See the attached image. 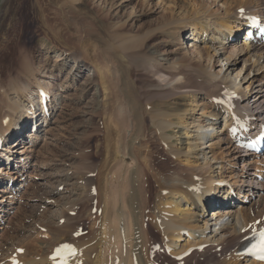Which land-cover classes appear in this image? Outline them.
<instances>
[{
  "label": "bare ground",
  "instance_id": "6f19581e",
  "mask_svg": "<svg viewBox=\"0 0 264 264\" xmlns=\"http://www.w3.org/2000/svg\"><path fill=\"white\" fill-rule=\"evenodd\" d=\"M156 1L169 15L168 24L164 28L159 27L157 32L149 30V33L141 37L142 41L145 44L150 42L159 31L167 27L169 29L166 34H174L172 26L175 21L183 29L195 27V40L199 39L204 44L210 65L207 67L188 58L189 52L184 50H179L180 55L178 52L166 54L164 51V62L149 51L147 58L143 59L138 55L140 50L132 51V48H139L138 40L130 39L131 48L127 42L117 45L115 42L123 39L117 34L112 38L103 32L85 31L80 43L90 49L94 47L91 51L93 56L89 55L93 57L92 62L95 64L92 71L99 74L101 87L98 88H102L103 124L107 127L108 135H113L115 140L112 141L114 143H107L105 153L103 167L110 171L100 173L101 169L96 171L94 168L92 173L97 172V177H86L83 182L90 191L80 198V210L78 211V205H73L70 209L76 216L68 217L64 214L63 225L53 223L50 233L30 236L32 246L23 249L21 255H16L8 263L0 264H14L16 260L24 264H56L52 255L64 243L75 246L77 251L68 264H262L250 260L240 252L248 240L264 230L263 209L254 211H259L260 215L253 216L256 219L250 223L253 209L247 210L246 206H242L243 201L239 202L237 209L225 212L231 202L230 199L226 202L230 198L226 196L229 193L223 192L219 198H211L215 192L206 189L210 183H220L215 179L225 178L224 174L235 179V174H231L234 171H229L227 167H239L241 163L243 169L237 173L238 181L234 185L240 186L239 180L242 189L261 184L259 177L262 175L259 176L258 172L264 171L263 157L243 154L239 147L242 139H230L225 128L234 123L236 115L247 122L245 136L258 137L264 133V42H250L246 35V46L240 48L238 39L233 38L238 24L247 26L244 22L246 18L264 20V0H216L224 8V18L219 15L220 10L213 11L207 5L198 4L197 0ZM232 6L236 8L231 9ZM240 10L245 13L240 14ZM191 16L192 19L186 20ZM89 40H95L96 44L89 46ZM29 41L30 37L27 36L24 43ZM230 41L234 42L232 48L235 51L250 54L248 62L252 64V68L249 74H243L244 67L238 72L234 71L235 64L230 63L233 55L226 56L225 50V42ZM200 56L202 59V51ZM133 58L140 59L143 67L141 71L149 80L147 86L140 87V83L137 84L132 79ZM199 63L200 65L193 66ZM216 64H222L223 74L214 73ZM121 71L125 72L123 76H120ZM41 91L47 92L45 89ZM231 91L238 97L241 96L236 100L234 110L220 104L227 92ZM200 94L212 103L207 105L198 101ZM15 108L18 112V105L15 104ZM146 119H149L159 142L164 143L163 150L166 151L168 147L167 156L171 158L174 165L172 168L177 170V175L163 174L161 168L158 169L152 162L150 145H143L147 134ZM174 130L178 135L173 133ZM6 133L0 127V136H7ZM176 137L180 141L179 146L174 142ZM215 137L219 139V143L222 142L221 146H224L227 157L222 158L214 151ZM109 141L111 140L108 139ZM250 159L252 161L248 163ZM184 161L189 165L183 164ZM147 171L157 173L153 179L159 191L157 202L153 206L149 203L151 198L146 186L148 183L145 185ZM95 187L97 194L92 196L91 190ZM8 188L3 187L0 191L6 193ZM58 188L54 191L56 195L61 193ZM165 192L167 196H164ZM97 196L105 204L97 201V207L93 208L98 212L94 215L89 204L96 201ZM0 198L4 197L0 194ZM50 199L53 200V196H49L47 201ZM184 205L192 206L193 209L180 210ZM88 208L89 212L86 213ZM209 210H212L211 218H207L205 213ZM85 219L96 221L89 234L76 238L75 234L80 231L76 230L75 224ZM147 219L155 222L157 233L154 226H151L153 222H148ZM258 220L262 222L257 227ZM185 230H189L185 232L187 236L182 235ZM158 245L161 246V251L154 253L153 250ZM204 245L207 246L206 249L197 250ZM167 248L172 251H167ZM190 249L196 251L183 261L176 260Z\"/></svg>",
  "mask_w": 264,
  "mask_h": 264
},
{
  "label": "rangeland",
  "instance_id": "374dc122",
  "mask_svg": "<svg viewBox=\"0 0 264 264\" xmlns=\"http://www.w3.org/2000/svg\"><path fill=\"white\" fill-rule=\"evenodd\" d=\"M197 1L202 6H209L213 11L220 10L219 15L224 18V8L216 0ZM168 16L161 6L157 5L156 0H0V127L7 131L6 138L8 137L0 155V189L9 187L6 193L0 191L1 196L6 197L0 198V263H8L16 255H21L23 249L32 246L30 236L37 237L50 233L53 230L51 228L53 223L63 225L64 214L68 217L75 216L70 209L73 205L81 207L80 198L90 191L83 182L88 176L97 177V172L92 173L94 168L96 171L101 169L100 173L110 171L103 167L105 153L108 144L114 143L115 140L113 135L111 137L108 135L107 127L103 124L105 120L102 110V88L99 89L101 87L99 74L92 71L95 64L92 62L94 53L91 51L94 47L90 49L80 43L85 31L103 32L112 38L117 34L123 37L119 39L121 42L119 40L118 43L115 42L117 45L126 42L130 44V39L138 40L139 48H132L131 44L130 46L132 51L140 50L138 55L143 59L147 58L149 51L154 56L156 54V58H162L161 62H164L165 52L167 54L174 51L179 54V50H184L189 52L188 58L207 67L210 65L204 44L200 43L199 39L195 40V27L183 29L180 23L175 21L172 26L174 34H166L169 29L167 27L159 31L150 42L145 44L142 41L141 37L149 33V30L155 32L159 27H166ZM192 18L191 16L186 20ZM238 25L233 38L238 39L241 48L247 43L244 36L246 30L242 31L244 29L242 23ZM126 35H129L128 38ZM27 36L30 37V41L24 43ZM160 43L162 45L159 46ZM225 43L226 56L233 55L230 63L235 64L234 71L238 72L244 67L243 74H249L252 68V64L248 62L250 54L235 51L232 48L234 44L232 41ZM87 44L91 46L96 42L89 40ZM158 46L160 49L156 48ZM201 51L202 59L199 58ZM139 61L140 59L134 58L131 61L134 64L132 79L143 87L149 84V80L142 73L143 67ZM187 63L190 64V61ZM222 68V64H216L214 73H224ZM122 69L126 70L125 67ZM122 71L120 76L125 73ZM42 89L49 93L52 106V113L48 117L43 116L40 108L39 95ZM198 101L207 105L212 103L202 94ZM15 104L18 105V112ZM11 124L13 128L10 127ZM152 128L149 119H146L147 134L142 144L150 145L152 162L159 167L158 169L161 168L163 174L177 175V170L174 171L172 168L174 165L171 158L167 156L168 147L166 151L163 150L164 143L159 142ZM173 133L178 135L175 130ZM108 139L111 141L108 142ZM213 141L216 144L214 151L222 158L227 157L224 146H221L222 142L219 143L216 137ZM174 142L179 146L180 141L177 137ZM251 161L250 159L248 163ZM184 162L183 164L189 165ZM227 168L234 171L231 174H235L233 176L235 179L224 174L225 178L215 179L220 183H210L206 191L215 192L211 198H219L223 192L231 193L232 200L231 202L226 200L229 204L225 212L232 208L237 209L239 202L243 201L242 206H246L247 210L253 209L249 220L253 223L256 214L260 215L259 211H254L263 209L264 213V171L258 172L259 176L263 177L261 184L253 185L252 189L249 187L242 189L240 180V186H235L234 182L238 181L237 173L243 169V163L239 167ZM147 173L145 185L148 183L146 186L149 188L151 198L149 203L153 206L157 202L159 191L153 179L157 173L152 171ZM56 188L62 195L55 194ZM95 188L91 190L92 196L97 194V188L95 193L93 192ZM49 196H53V200L47 201ZM164 196H167L166 192ZM99 199L101 198L97 196L96 201L89 204L90 208L97 207V201L105 204ZM113 202L114 200L111 201ZM183 209L193 208L184 205L180 207V210ZM61 212L63 213L59 216ZM88 212L89 208L86 213ZM92 212L94 215L97 214L96 209ZM205 213L207 218L213 215L212 210ZM147 220L153 222L151 226H154L157 233L155 222ZM225 220L227 221L228 217ZM94 221L85 219L77 222L76 230L86 236L95 224Z\"/></svg>",
  "mask_w": 264,
  "mask_h": 264
},
{
  "label": "snow or ice",
  "instance_id": "6c2138e0",
  "mask_svg": "<svg viewBox=\"0 0 264 264\" xmlns=\"http://www.w3.org/2000/svg\"><path fill=\"white\" fill-rule=\"evenodd\" d=\"M261 240H262L261 249L264 250V233H261ZM64 247H65V249L71 251L70 246H64ZM59 251H61V250H58V252ZM65 264H66V262H65Z\"/></svg>",
  "mask_w": 264,
  "mask_h": 264
}]
</instances>
